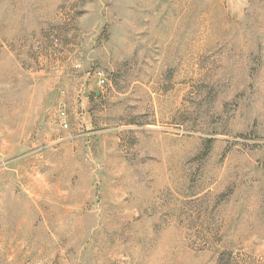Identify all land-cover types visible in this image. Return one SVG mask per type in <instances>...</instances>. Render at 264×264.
Instances as JSON below:
<instances>
[{
  "label": "rangeland",
  "instance_id": "rangeland-1",
  "mask_svg": "<svg viewBox=\"0 0 264 264\" xmlns=\"http://www.w3.org/2000/svg\"><path fill=\"white\" fill-rule=\"evenodd\" d=\"M0 264H264V0H0Z\"/></svg>",
  "mask_w": 264,
  "mask_h": 264
},
{
  "label": "built area",
  "instance_id": "built-area-1",
  "mask_svg": "<svg viewBox=\"0 0 264 264\" xmlns=\"http://www.w3.org/2000/svg\"><path fill=\"white\" fill-rule=\"evenodd\" d=\"M104 82L105 81L102 80V83H104ZM66 118H67L66 112L65 111H60V113H59V120H60V123L62 124V126H64V127H67L68 126V124L66 122Z\"/></svg>",
  "mask_w": 264,
  "mask_h": 264
}]
</instances>
